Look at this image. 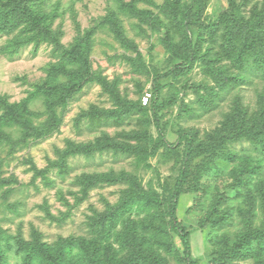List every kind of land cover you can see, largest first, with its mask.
<instances>
[{"label": "trees", "instance_id": "obj_1", "mask_svg": "<svg viewBox=\"0 0 264 264\" xmlns=\"http://www.w3.org/2000/svg\"><path fill=\"white\" fill-rule=\"evenodd\" d=\"M52 1L0 0V39L4 38L0 45V57L11 59L29 45L35 52L40 45L47 44L51 46V56L55 60L46 69L45 79L34 85L26 98L11 102L8 96L0 94V145L7 147L11 155L18 148L27 147L31 141L50 137L70 100L84 87L95 83L109 95L113 108L90 105L87 111L77 115L76 125L86 119L94 129L105 125L120 127L127 119L136 117L138 128L129 132L121 130L114 136L103 132L88 142L66 139L64 148L57 150V158L51 162L50 168L57 169L58 175L64 179L71 170L68 164L70 158H91L103 153L133 157L136 168L144 166L152 169L149 161L157 155L162 159L178 156L180 165L172 185L158 183L160 189L151 182L144 185L139 175L126 170L75 176L73 183L83 196L103 186H122L118 201L107 204L105 210L94 211L88 217L86 235L59 237L48 243L36 231L30 240H25L20 235H10L0 229V264H9L10 256L16 258V264H170L169 257L177 262L183 260L185 264H194L190 258L189 231L177 217L178 200L182 194L204 188L205 180L213 171H218L215 164L218 159L239 162L240 165L229 170V182L221 193L217 191L215 201L200 226L207 221L218 225L230 217L229 193L243 198L247 209L243 211L237 207L235 210L243 215L244 221L249 222V228L234 241L221 238L218 264L247 258L257 259L256 264H264V177L253 183L255 193H252L251 177H259L261 167L250 165L249 157H239L230 148L235 143L247 141L264 153V111L249 115L240 106L238 97L233 100L232 111L225 115L216 130L208 134L205 142L195 140L196 134L183 128L176 131V142H167L158 112L167 103L173 105L174 101L155 104L162 86L153 83V93L146 105H142L140 100L122 96L116 79L108 80L93 68L89 58L90 35L77 39L69 46L61 43V33L51 28V20L56 16L55 8L48 9ZM227 1L229 8L224 9L227 14L223 13L217 22L204 27L201 19L207 0H191L189 4H182L180 0H163L159 14L137 10L131 2L115 0L116 6L110 8L103 23L109 26L123 48L137 54L136 58L129 59L135 73L149 74L151 71L143 62L135 43L125 35L120 13L137 17L161 34L160 43L174 62L169 72L174 77L187 74L198 62L206 67L208 76L218 87L217 90L205 87V94L198 96L200 107L209 110L216 106L222 92L247 81L248 71L257 70L264 75V0L255 3L249 16L240 12L235 0ZM194 28L198 29L200 36L202 32H207L213 45L219 37V49L214 51L209 46L202 52L197 39L193 42L191 38ZM225 61L235 65L238 72L226 74L225 64L216 65ZM37 99H42L46 114V118L39 122L36 121L41 114L29 108V104ZM183 103L187 114L191 108ZM149 112L153 116L156 136L151 130ZM198 158L201 161L193 163ZM32 169L40 175L44 173L34 165ZM256 202L262 219L259 227H252ZM221 205L227 208L217 216ZM51 219L56 220L55 217ZM174 236L183 246L182 259Z\"/></svg>", "mask_w": 264, "mask_h": 264}, {"label": "rangeland", "instance_id": "obj_2", "mask_svg": "<svg viewBox=\"0 0 264 264\" xmlns=\"http://www.w3.org/2000/svg\"><path fill=\"white\" fill-rule=\"evenodd\" d=\"M240 12L249 16L261 0H235ZM131 2L137 10L151 11L159 14V6L163 0H123ZM182 4H189L191 0H180ZM115 0H53L49 4V10H55V17L51 20V28L61 33L60 41L64 46H69L79 38L90 35L91 51L90 60L95 70L102 73L108 80H117V88L122 96L134 101H141L145 92L153 93V83L162 86L160 97L155 104L167 103L160 108L159 123L166 131V141L176 142L179 128L187 129L196 134L195 140L205 142L208 134L216 130L227 113L232 111L233 100L239 97L240 106L246 109L248 114L264 111V75L255 70L246 73L247 81L241 85L230 88L221 93L216 100V106L206 110L200 107L199 95H204L207 89L217 90L215 81L208 76V69L196 63L187 74L174 77L170 70L174 66L169 53L160 43V33L152 29L150 25L137 17H130L120 13L125 35L137 46L143 62L151 73L138 74L133 70L129 61L136 58L134 51L126 50L115 39L109 26L103 20L109 14L110 8L115 7ZM259 4V3H257ZM229 8L227 0H207L205 13L201 19L204 26H209L219 20L224 9ZM227 14V13H226ZM163 19V16L160 15ZM193 42L199 43L202 52L212 46L214 51L219 49L220 40L213 45L210 35L197 28L190 33ZM4 38L0 39V45ZM55 62L51 56V46L42 44L33 52L32 45L24 48L21 53L11 59L0 57V94L8 96L9 101L18 102L27 97L33 90V86L42 82L46 76V69ZM225 64L226 74H236L238 69L229 61L216 63ZM183 104L191 110L186 114ZM90 105L98 108L111 109L113 104L107 93L100 85L91 84L84 87L63 110L60 122L53 134L43 140L31 141L27 147L18 148L13 154L9 149L0 145V229L10 235H20L25 240H30L32 233L36 231L42 236V240L48 243L56 241L59 237L79 236L87 234V220L94 211L105 210L107 204L118 201L122 186H103L90 191L87 196L74 185V177L83 173L107 172L110 170H126L135 172L142 179L143 184L151 182L158 187V183L168 182L170 185L175 180L180 165V158L172 156L162 159L158 155L150 159L152 169L144 166H135L133 157L114 156L112 153L96 154L94 157H73L68 161L71 170L62 179L57 169L50 168L51 162L57 158V150L63 149L65 140L76 142H88L101 136L103 132L114 136L121 130L129 132L136 126V117L127 119L123 125H105L97 129L91 127L86 119L76 125V117L83 110L87 111ZM148 107V106H147ZM29 108L39 112L41 116L36 122L46 118L45 107L42 99H37L29 104ZM152 120L151 130L156 136L153 125L152 113H148ZM17 136V135H16ZM237 156H247L250 165L260 166L259 177H251L252 193L253 183L264 177V153L247 141L235 143L230 147ZM201 158L195 159L198 163ZM218 171L205 180L204 188L194 193H185L179 197L177 217L189 231L190 258L194 264H218L217 256L221 250V238L227 237L234 241L244 234L249 228V222L244 221L243 215L235 208L247 209L243 198L229 193L232 213L223 223L213 225L205 219L211 205L215 201L217 191L221 193L229 182V170L239 162H228L218 159L215 162ZM34 165L38 170H44L38 174L32 169ZM238 165V166H239ZM241 192L244 193L242 190ZM226 205L218 208V215H222ZM255 217L252 227L261 225V210L258 202L254 206ZM55 217L56 220L51 218ZM174 242L179 249L181 259L183 246L180 240L174 236ZM264 259V258H262ZM170 264H185L183 260L177 262L169 257ZM16 258L10 256L9 264H16ZM257 259L247 258L233 260L227 264H256Z\"/></svg>", "mask_w": 264, "mask_h": 264}, {"label": "built area", "instance_id": "obj_3", "mask_svg": "<svg viewBox=\"0 0 264 264\" xmlns=\"http://www.w3.org/2000/svg\"><path fill=\"white\" fill-rule=\"evenodd\" d=\"M150 97H151V94L149 92H145V94L141 98L142 105L148 104Z\"/></svg>", "mask_w": 264, "mask_h": 264}]
</instances>
